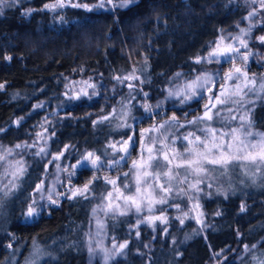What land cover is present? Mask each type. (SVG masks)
<instances>
[{
  "label": "trees",
  "instance_id": "trees-1",
  "mask_svg": "<svg viewBox=\"0 0 264 264\" xmlns=\"http://www.w3.org/2000/svg\"><path fill=\"white\" fill-rule=\"evenodd\" d=\"M42 1L14 0L0 8V60L6 55L12 56L0 66V80L4 81L0 90L2 146L36 139L31 124L40 117V113L34 110L35 102L60 105L66 109L74 106L75 99L64 96L67 82L63 74L78 64L85 67V77L90 75L113 86L110 103L119 89V85H114L108 76L110 67H114L120 75L134 69L144 79V82L136 84L140 92L155 87L178 66L185 71L203 67L193 63L191 57L217 34L221 24L229 23L231 10L235 19L250 7L255 8L250 41L254 47L260 46L261 50L259 63L252 61L247 68L264 72V43L259 39L264 36L261 0H133L128 7L115 8L108 15L100 11H86V18L82 6L72 7L66 15L74 20L59 27L45 25L38 13L24 16L16 8L28 4L38 6ZM66 1L81 5L97 2ZM118 1L108 3L104 0L112 6ZM179 19L188 22V26L179 31L168 29L161 33L162 24ZM171 34L176 35L174 42L167 40ZM143 53L147 54V59L141 61ZM100 70H106L107 76H99ZM75 108L79 115L58 119L49 126L47 148L52 154L63 152V157L73 150L86 148L105 158L104 140L110 133L109 126L95 130L91 125L95 112L84 116L87 104L82 101ZM251 118L255 125L264 129V105L255 107ZM70 146L73 149L65 151ZM27 151L28 166L20 181L21 187L0 206L11 216L8 225L0 226V264L8 263L7 259L13 255L16 259L14 264H21L31 247L47 252L37 264H84L82 237L93 201L87 196L66 197V190L90 178L91 171L82 168L66 178L59 189L58 203L50 206L47 215L35 221L22 222L19 214L26 206V195L37 184L43 166L29 155L30 149ZM229 173L231 178L228 182L236 185L237 167ZM102 185L95 179L90 189L99 192ZM255 186L258 189L233 187L225 199L215 192L204 199V232L193 221L181 218L174 209L169 212L168 234L165 236L161 235L158 226L152 238L144 227L139 230V237L133 238L128 235L133 224L131 216L109 220V235L116 241H128L125 258L110 264H204L210 249L225 243H228L227 251L214 264H228L239 248L257 241L259 243L255 248H250L239 261L231 263L256 264L254 257L264 255V184L258 182ZM148 240L150 248L145 247Z\"/></svg>",
  "mask_w": 264,
  "mask_h": 264
},
{
  "label": "rangeland",
  "instance_id": "rangeland-1",
  "mask_svg": "<svg viewBox=\"0 0 264 264\" xmlns=\"http://www.w3.org/2000/svg\"><path fill=\"white\" fill-rule=\"evenodd\" d=\"M10 1L14 2V0H4V4H8ZM58 0H43L41 4L38 6H30L25 5L23 7L16 6L19 13L22 15H30L32 13L40 14V18L45 25L50 27H59L65 26L67 23L72 22L74 20L71 17H67V10L72 8V2H68L63 0V3L66 5L63 8H56L54 11L49 10L45 7V5L55 4ZM101 0H97V2L93 4H89L88 6L92 9L89 12L96 13L100 11L104 14H112L116 9H123L129 6L130 3L126 7H117L115 5H119L121 0L118 1L115 5L105 4L104 7H96V5L100 4ZM3 4V5H4ZM1 8V7H0ZM75 8V7H73ZM85 12L84 16L86 18V14L88 10H86L83 6L81 7ZM233 9V8H232ZM253 6L250 9L239 17H233L232 10L229 11V15L231 16L229 23H224L219 26L217 29V34L214 37L205 42L203 49L201 51H197L191 57V60L195 64L204 65L203 67L189 69L187 71L182 70L180 66L176 68L168 77L160 80L157 85L153 88H146L144 91L140 92L137 90L136 84L137 82L142 83L144 79L137 74V72L132 69L125 72H122L120 75L114 67H110L108 70V76L114 82V85H119L118 93L112 103L108 102L112 96L113 86H109L102 81H97L89 77H85L83 75L85 67L78 64L75 68L70 70L67 74H63V79L67 82V88L65 90V98L74 97L77 94H80L82 90H86L89 93L95 92L96 95L91 96V98L87 96H81L79 100L75 99L74 106H70L69 108H65L60 105H48L44 102H35L34 110L40 113V117H38L34 123L31 124L32 131H35V138L32 140H26L21 142H16L12 146H2L0 145V155H6V160L0 162V177H2V186L3 183H7L12 177L10 175L4 176L5 170L11 172L13 169L11 168V164H14L15 161L21 160L24 164V167L27 169L28 166V151L31 150L29 155L35 159L39 160L42 163V172L39 176V180L37 184L41 181L44 182L45 197L43 200L39 202L44 205L42 213L32 218L31 220H26L22 213L27 211L28 203L31 201L32 196L31 193L35 189V186L28 192L26 195V206L22 212H20L19 220L22 222H30L39 219L40 217L47 215L48 210L52 203L49 202L47 198V189H53L52 198L57 199L60 196L59 189L62 184L65 183V179L75 174L82 168L89 169L91 171V177L83 181L82 184L72 185L68 187L66 190V197H73L72 193L77 189H83L84 185L89 181H93V177L101 181L102 188L99 192H94L92 189L85 195H76V196H87L92 199L93 204L88 210L87 220H86V228L83 232L82 243L84 245V264H110L120 259L125 258L126 256V248L122 251H117L113 249V244L115 243L117 246L119 244H124L128 246L127 240H118L116 241L112 236L108 233V221L117 219L118 217L131 216L133 224L128 230V235H131L133 238L139 237V230L141 228H145L147 231L151 233V238L156 234V230L158 226H160V231H162L161 235L165 236L168 234L166 231L169 224V212L171 210H176L180 213L181 218H186L191 221L195 225H198V228L201 232L205 231L206 228V220L204 218V208L202 204L204 199L210 197L212 193H217L222 199H225L231 189L233 187L238 186V188H251L258 189L255 185L260 183L264 184V171L256 172L254 167L250 166V170L248 175H245L244 171L241 168L237 167L238 175H235L234 181L235 184L233 186L230 184L231 181L228 182L230 177V173L227 175H222L220 171L214 172L210 177H206L203 179L202 183L198 185L197 189H193L189 186L188 183L180 184L179 181L184 178V169H179L181 175L176 177L173 184V191L169 194L166 199L167 203L165 204H156L155 212L148 213L145 209L141 213L137 214L134 208L128 211L127 215H119L113 214V212L106 211L107 206L110 201L106 199L107 194L112 192L111 203L114 206L119 203L123 206V200H117L116 197L118 193L115 192L113 186L109 183H106V179H115L117 180V185L122 186L124 183H132L134 181V176L129 175L128 177L124 176V173L129 172L132 167V160H138L140 158L141 153V133L146 129H151L153 125H159L163 123L165 120H169L173 115L177 117L179 124L185 125L184 127L173 126L169 129L170 136L169 140L166 143H170L171 140H176V148L180 151L183 150V147L186 146V141H183V136H185L189 131L196 132L198 135L203 136L204 133L198 131L205 126L207 121H201L198 124H190L189 121L195 120L198 116H202L205 111V104L209 103V96L213 94H218L221 91V82L223 81L224 74L233 68V61L229 58L226 62L223 57H219L221 63H216L213 58L210 62L207 57H209L210 53L213 50L221 51L225 49L228 44H232L234 48L238 49V52H232V56L236 57L235 65L237 67H241L244 71L247 72V76L249 79H255L257 81V88L253 92H249L245 97V100H251L253 103H245L243 109L240 111H236L239 108L238 105L235 104H227V105H217L216 109L213 111L219 110L220 115L214 117L212 122L213 127L218 130H228L230 131L232 127L239 126L240 121L237 120H229L228 117L231 115H237V117L242 114L244 110L250 109L249 119L252 122V130L255 132L264 133V129L258 127L254 124L251 115L255 109V107H261L264 105V92H259V95L256 94L258 91L259 82L264 81V72L259 73L255 71H250L247 68V65L250 62L259 63L260 57V46L254 47L252 42L250 41L252 31L255 24L254 16L249 18V13L254 12ZM87 11V12H86ZM235 9H233V12ZM181 17V16H180ZM186 22V21H185ZM187 23L179 21L174 23L165 22L162 24L161 33L166 30L179 31L187 27ZM250 25H252L251 32L248 36H244L243 39L247 41L248 47H241L240 41L235 39V37L241 36V29H249ZM173 27V28H172ZM175 34H171L167 39L168 42L175 41ZM223 38V39H222ZM247 56V64L245 65L244 57ZM140 60L147 59V54L140 55ZM12 58L11 55H6L3 59L0 60V66L4 63L6 64ZM197 58L200 59V63H196ZM210 64L214 66H209ZM208 67V68H206ZM106 70L98 71L99 76L106 77ZM213 74L219 73L220 80L215 81L214 84L206 85L205 88L199 89V95L194 97L193 99L184 102L183 104L180 102L183 97L172 95L169 93H178L182 89L186 90L185 86L187 83L194 80L198 75L203 76L204 74ZM179 74V75H178ZM134 76L138 77L132 79H124V77ZM87 81L89 84L94 85V88H89L87 84L84 82ZM244 83V77L241 76L239 81H230L225 85L226 88H232L235 84ZM4 81L0 80V85H3ZM131 85V87H129ZM207 88H211L212 91H207ZM2 88H0L1 90ZM247 91V90H246ZM74 99V98H73ZM85 102L87 104V109L83 111L84 116L91 115L92 112L96 114L92 120L91 125L97 131L101 130L102 127L109 126L110 133L106 134V138L104 140V146L106 147V155L105 158L97 155L93 150H89L86 148H81L73 150L66 157H63V152H59L56 154L50 153L47 148V134L48 128L51 124L58 121V119L76 117L77 110L75 107L79 106L80 102ZM108 105L107 108L105 106ZM148 109L146 111L145 109ZM233 109V112H228L227 109ZM104 117H108V119H104ZM163 131V130H162ZM39 134V135H38ZM132 137L135 141V148H129L130 155L124 153L120 149L124 146V141L128 139V137ZM152 137H159V133L155 132H147L144 134V139L146 144H151ZM19 144L21 147L19 149L16 148V145ZM110 145H116L115 148L110 147ZM155 147H160L159 144H156ZM40 148H44L45 152L37 153L40 151ZM11 149L12 154L7 155L6 150ZM73 147H67L65 151H70ZM27 151V152H26ZM62 153V155H60ZM88 153H93L94 157H99L100 167L93 168L89 161L84 160V157ZM145 156L147 152L145 151ZM73 155V158H69ZM59 156V159H54V157ZM124 156L125 160H120V157ZM93 157V158H94ZM115 161H120L119 164H115ZM82 162L86 166H81ZM163 163V161H160ZM109 165H113L109 167ZM166 180V178H162ZM189 181L195 183L197 177L194 175L188 177ZM248 180V183H245V180ZM133 183V189H134ZM180 189H183V192H180ZM157 192L159 193V189L157 188ZM179 193V194H178ZM159 195H164L163 193H159ZM38 196V194H37ZM74 196V197H76ZM7 200V199H5ZM170 204V206H168ZM177 205L179 207H177ZM199 205V207H197ZM95 209V212L93 211ZM187 214V215H185ZM152 215L155 217H160L161 219H155L148 222V217ZM0 226L8 225L11 221V216L6 212L5 209L0 208ZM166 218V219H164ZM198 221H200L198 223ZM102 225V227H101ZM259 242H254L248 246V250L258 245ZM151 242L148 240L145 243L146 248H150ZM228 243L223 244L215 249H210L211 253L204 261V264H214L219 256L224 254L227 250ZM90 247L92 251L90 252ZM37 247H31L28 251L27 255L23 258V262L21 264H30V262L34 259L32 253ZM41 250V257L38 259L37 263H39L47 254L43 249ZM246 250L245 246L239 248L238 252L229 260L228 264L239 261L242 256H244ZM8 263L6 264H14L16 259L13 256H9L7 259ZM20 264V263H19Z\"/></svg>",
  "mask_w": 264,
  "mask_h": 264
},
{
  "label": "snow or ice",
  "instance_id": "snow-or-ice-1",
  "mask_svg": "<svg viewBox=\"0 0 264 264\" xmlns=\"http://www.w3.org/2000/svg\"><path fill=\"white\" fill-rule=\"evenodd\" d=\"M108 3H112V0H107ZM133 2V0H121L117 7H126L128 3ZM255 2V0H253ZM4 4V0H0V7ZM66 5L63 3V0H58L55 4L45 5L49 10L54 11L56 8H63ZM72 7H81L83 6L86 10L91 11L92 9L84 4L79 3L71 4ZM104 0H101V3L96 5V7H104ZM261 8L264 9V0H261ZM255 15V12L249 13V18ZM252 25L249 29H241V36L235 37V39L240 41L241 47L247 48V41L243 39L244 36H248L251 32ZM223 39V38H222ZM260 41L264 43V36H261ZM239 50L234 48L232 44H228L225 49L221 51L213 50L210 53L208 59L210 62L213 58L216 63H221L219 57H223L226 62L229 58L233 61V68L224 74L223 81L221 82V91L218 94H213L209 96V104H205V111L202 116H198L195 120L189 121L190 124H198L201 121H207L208 123L198 131L204 133L203 136L198 135L196 132L189 131L185 136H183V141H186V146L183 147V150L180 151L176 148V140H171L170 143H166L169 140L170 131L169 129L173 126L184 127L185 125L179 124L177 117L173 115L169 120H165L159 125H153L151 129H146L141 133V153L138 160H132V167L129 172L124 173L125 177L129 175L134 176V181L132 183H124L122 186L117 185V180L115 179H106V183H109L113 186V189L118 193L116 199L123 200V206L119 203L114 206L111 203V198L113 193L109 192L106 199L110 201L107 206L106 211L113 212V214L127 215L128 211L132 208L135 209L137 214L141 213L145 209L148 213L155 212L156 204H165L167 203L166 197L172 193L173 184L172 181L176 177L181 175L179 169H184V178L179 181L180 184L188 183L189 186L193 189H197L198 185L202 183L203 179L210 177L214 172L220 171L222 175H227L234 168L239 167L244 171L245 175H248L250 166L254 167L256 172L264 171V133L255 132L252 130V122L249 119L250 109L244 110L242 114L238 117L237 115H231L228 117L229 120L239 119V126L232 127L230 131L228 130H218L213 127L212 122L214 117L219 116V110L213 111L217 108V105H227L235 104L239 108L236 111L243 109L245 103H253L251 100H245V97L249 92H253L257 88V81L255 79H249L247 72L244 71L241 67L235 65L236 57L232 56V52H238ZM248 57H244L245 65L247 64ZM200 59L197 58L196 63H200ZM179 75V74H178ZM241 76L244 77L243 85L237 83L232 88H226L225 85L230 81H239ZM138 77L128 76L124 79H132ZM219 73L213 74H204L203 76H197L194 80L187 83L185 88L178 93L170 92L169 95L182 96L183 99L180 101L182 104L186 101H189L199 95L198 90L205 88L206 85L214 84L215 81L220 80ZM89 88H94V85L89 84L87 81L84 82ZM3 85H0L2 88ZM131 87V85H129ZM247 90V91H246ZM207 91L211 92V88H207ZM259 92H264V81L259 82L258 91L256 94L259 95ZM96 95L95 92L89 93L86 90H82L80 94L75 95L74 98L79 100L81 96H91ZM148 111V109H145ZM228 112H233V109H227ZM108 119V117H104ZM163 130V131H162ZM147 132L159 133V139L157 137L151 138V144H146L144 139V134ZM39 135V134H38ZM156 144H159L160 147H155ZM21 145L17 144L16 148L19 149ZM110 147L115 148L116 145H110ZM129 148H135V141L130 136L126 141H124V146L120 149L124 153L130 155ZM145 151L147 155L145 156ZM7 155L12 154V150H6ZM45 152L44 148H40V153ZM62 155V153L60 154ZM93 153H88L84 160L89 161L93 168L100 167L99 157H94ZM59 156L54 157V159H59ZM6 160V155H0V162ZM120 160H125L124 156L120 157ZM163 161V163H160ZM120 161H115V164H119ZM81 166H86L82 162ZM13 169L11 172L5 170L4 176L10 175V179L7 183H3L0 186V206H2L3 201L7 198L12 197L20 189V181L26 173V168L21 160L15 161L14 164L10 165ZM113 165H109L112 167ZM194 175L197 177L195 183L189 181L188 177ZM166 178V180L162 179ZM93 179H96L94 176ZM0 183H2V177H0ZM92 181H89L84 185L83 189H77L72 193L73 196L76 195H85L89 191V186ZM134 183V189H133ZM163 193L164 195H159L157 192ZM45 187L44 182L36 184L35 189L31 193L32 199L28 203L27 211L22 213L26 220H31L34 217L39 216L44 205L39 201L43 200L45 197ZM53 189H47V198L50 203H58L55 199L52 198ZM183 189H180V192H183ZM38 194V196H37ZM179 194V193H178ZM71 198V197H70ZM85 198H87L85 196ZM177 207H179L177 205ZM199 207V205H197ZM243 211V206L241 208ZM95 212V209L93 210ZM187 215V214H185ZM155 219H161L160 217H155L150 215L148 217V222ZM166 219V218H164ZM200 221H198L199 223ZM183 223V220H181ZM102 227V225H101ZM11 247V244L9 245ZM126 243L119 244L118 246L114 243L113 249L117 251H122L126 248ZM255 248V245L252 246ZM90 252L92 251L90 247ZM245 250H248V246H245ZM34 259L30 264H37L38 259L41 257L42 253L39 248H36L32 253ZM256 264H264V255L261 257H254Z\"/></svg>",
  "mask_w": 264,
  "mask_h": 264
}]
</instances>
